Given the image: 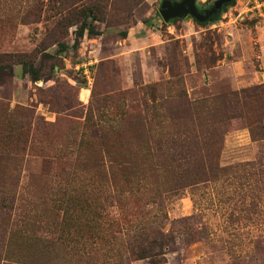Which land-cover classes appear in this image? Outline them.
Here are the masks:
<instances>
[{
  "label": "rangeland",
  "instance_id": "rangeland-1",
  "mask_svg": "<svg viewBox=\"0 0 264 264\" xmlns=\"http://www.w3.org/2000/svg\"><path fill=\"white\" fill-rule=\"evenodd\" d=\"M163 1L0 0V264H264V11Z\"/></svg>",
  "mask_w": 264,
  "mask_h": 264
},
{
  "label": "water",
  "instance_id": "water-1",
  "mask_svg": "<svg viewBox=\"0 0 264 264\" xmlns=\"http://www.w3.org/2000/svg\"><path fill=\"white\" fill-rule=\"evenodd\" d=\"M234 0H217L211 9L205 14L199 13L196 8L195 0H182L181 2H171L164 0L160 5L159 14L162 20L167 23L175 19H193L199 24L206 23L209 17L216 14L222 7H227Z\"/></svg>",
  "mask_w": 264,
  "mask_h": 264
},
{
  "label": "trees",
  "instance_id": "trees-1",
  "mask_svg": "<svg viewBox=\"0 0 264 264\" xmlns=\"http://www.w3.org/2000/svg\"><path fill=\"white\" fill-rule=\"evenodd\" d=\"M234 4V2H232L230 5H228L227 7H222L221 8V10L220 11H218L216 14H214V15H212L210 18H209V20L206 22V23H203V25H205V24H208V23H212V24H215V23H217L219 20H220V16H221V14L226 10V8H228V7H230V6H232ZM81 29H82V31H87L88 32V34L89 35H95L94 34V32H93V30L91 29V28H86V26L84 25V24H82L81 25ZM73 202L70 200V201H67V202H61L60 204H61V206H62V208H63V211L65 212V216L67 217V218H69V220H72L71 218H72V214L75 212H70L71 210L69 209V207H70V205L72 204ZM66 223V222H65ZM64 228L65 229H67V227H69V224H64ZM63 231H65L64 229H63ZM69 230L67 229V231H65V233L63 232V234L64 235H66V236H69V232H68ZM68 238V237H67ZM66 238V239H67ZM69 239V238H68ZM141 253V252H140ZM138 256H140V257H143V255L142 254H139Z\"/></svg>",
  "mask_w": 264,
  "mask_h": 264
},
{
  "label": "built area",
  "instance_id": "built-area-1",
  "mask_svg": "<svg viewBox=\"0 0 264 264\" xmlns=\"http://www.w3.org/2000/svg\"><path fill=\"white\" fill-rule=\"evenodd\" d=\"M253 9L260 10L264 8V0H253ZM264 14H261L263 16Z\"/></svg>",
  "mask_w": 264,
  "mask_h": 264
},
{
  "label": "crops",
  "instance_id": "crops-1",
  "mask_svg": "<svg viewBox=\"0 0 264 264\" xmlns=\"http://www.w3.org/2000/svg\"><path fill=\"white\" fill-rule=\"evenodd\" d=\"M247 1H248V2H247V4H248L247 6H250V5L253 6V2H252L253 0H247ZM263 11H264V8H263ZM263 14H264V13H263ZM263 16H264V15H263ZM262 64H263V63H262Z\"/></svg>",
  "mask_w": 264,
  "mask_h": 264
},
{
  "label": "flooded vegetation",
  "instance_id": "flooded-vegetation-1",
  "mask_svg": "<svg viewBox=\"0 0 264 264\" xmlns=\"http://www.w3.org/2000/svg\"><path fill=\"white\" fill-rule=\"evenodd\" d=\"M210 10V9H209ZM207 11H203V12H199V13H201V14H205ZM210 18V17H209Z\"/></svg>",
  "mask_w": 264,
  "mask_h": 264
}]
</instances>
